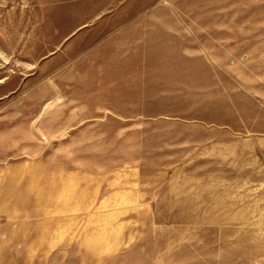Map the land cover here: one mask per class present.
I'll return each instance as SVG.
<instances>
[{
	"label": "rangeland",
	"instance_id": "obj_1",
	"mask_svg": "<svg viewBox=\"0 0 264 264\" xmlns=\"http://www.w3.org/2000/svg\"><path fill=\"white\" fill-rule=\"evenodd\" d=\"M0 264H264V0H0Z\"/></svg>",
	"mask_w": 264,
	"mask_h": 264
}]
</instances>
